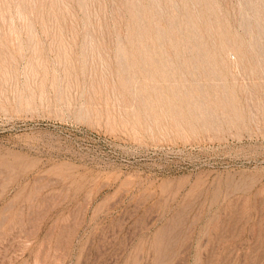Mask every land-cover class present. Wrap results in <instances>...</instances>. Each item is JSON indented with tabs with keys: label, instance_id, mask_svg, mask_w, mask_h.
<instances>
[{
	"label": "rangeland",
	"instance_id": "1",
	"mask_svg": "<svg viewBox=\"0 0 264 264\" xmlns=\"http://www.w3.org/2000/svg\"><path fill=\"white\" fill-rule=\"evenodd\" d=\"M0 264H264V0H0Z\"/></svg>",
	"mask_w": 264,
	"mask_h": 264
},
{
	"label": "bare ground",
	"instance_id": "2",
	"mask_svg": "<svg viewBox=\"0 0 264 264\" xmlns=\"http://www.w3.org/2000/svg\"><path fill=\"white\" fill-rule=\"evenodd\" d=\"M235 63V62H234Z\"/></svg>",
	"mask_w": 264,
	"mask_h": 264
}]
</instances>
